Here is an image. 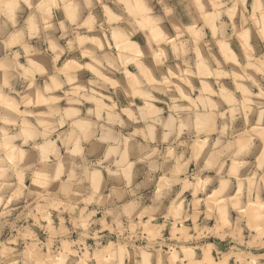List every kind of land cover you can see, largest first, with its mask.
<instances>
[{"label": "clouds", "instance_id": "obj_1", "mask_svg": "<svg viewBox=\"0 0 264 264\" xmlns=\"http://www.w3.org/2000/svg\"><path fill=\"white\" fill-rule=\"evenodd\" d=\"M0 264H264V0H0Z\"/></svg>", "mask_w": 264, "mask_h": 264}]
</instances>
